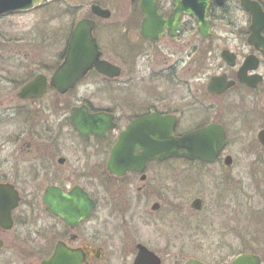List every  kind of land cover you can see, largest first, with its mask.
<instances>
[{"label": "flooded vegetation", "instance_id": "1", "mask_svg": "<svg viewBox=\"0 0 264 264\" xmlns=\"http://www.w3.org/2000/svg\"><path fill=\"white\" fill-rule=\"evenodd\" d=\"M154 2L163 33L159 23L143 34L140 0H92L84 16L50 41L58 46L50 54L0 53V210H9L12 219L11 228L0 221V255L9 245L6 237L19 230L10 247L22 250L16 252L23 257L19 264H44L55 256L75 264H208L187 259L183 251L186 233L194 230L188 219L206 208L203 196L188 204L187 196H166L167 186L174 166L228 168L236 147L244 145L247 156L264 151V0ZM93 7L110 16L97 15ZM113 8L119 16L107 26ZM255 19L262 30L253 42ZM81 21L91 23L96 61L113 65L119 75L109 78L92 68L62 93L52 80L77 54L71 48ZM83 42L76 46L84 56ZM37 77L43 94L20 97ZM106 94L110 106H102ZM74 110L106 114L114 127L84 138L71 123ZM153 116L174 120L178 138L220 128L225 146L211 164L173 157L149 160L140 170L133 168L138 160H112L121 134L139 120L148 128ZM127 162L136 166L122 170ZM196 200L199 209L193 208ZM64 211L68 219L58 214ZM141 248L154 256L141 258Z\"/></svg>", "mask_w": 264, "mask_h": 264}, {"label": "rangeland", "instance_id": "2", "mask_svg": "<svg viewBox=\"0 0 264 264\" xmlns=\"http://www.w3.org/2000/svg\"><path fill=\"white\" fill-rule=\"evenodd\" d=\"M91 1L50 0L32 11L1 17L0 53L12 49H26L27 53L45 49L50 54V50L58 48L57 44H50L56 41L57 33L63 27H67V32L74 20L85 15ZM113 11V18L103 24L110 26L116 22L118 9ZM111 34L108 32L105 37L108 41ZM32 66L29 63L28 69ZM85 88L80 89L81 93ZM101 97L102 106H110L109 101L105 103L109 94ZM244 149V145L232 149L234 162L228 168L223 165L171 168L175 172L166 196H187L188 204L195 196H203L206 206L202 214L188 219L194 230L186 233L183 251L187 259L196 258L208 264H228L239 255L249 254L264 259V151L247 156ZM184 180L183 186L180 182ZM19 232L16 230L6 237L9 245L0 255V263L23 261L16 253L22 250L10 248L14 240H19Z\"/></svg>", "mask_w": 264, "mask_h": 264}, {"label": "water", "instance_id": "3", "mask_svg": "<svg viewBox=\"0 0 264 264\" xmlns=\"http://www.w3.org/2000/svg\"><path fill=\"white\" fill-rule=\"evenodd\" d=\"M141 8L145 15V22L143 25V34L147 35L152 32V28L160 23V33L162 31L163 19L159 17L154 0H140ZM47 2V0H0V17L13 13L27 12L35 9L36 7ZM246 7L250 10L254 9V3H245ZM93 12L97 15L108 18L110 12L98 7H93ZM258 17V16H255ZM263 17V16H262ZM162 19V20H161ZM253 25V42L257 37L256 32L262 30L259 28L258 20L255 19ZM264 21V17L262 19ZM91 23L88 21H81L73 36L72 51L77 54L69 56L66 63L59 69L54 75L52 83L57 86L58 90L65 93L74 84L82 78L89 69L96 68L101 74L114 78L119 75V70L113 65L105 62H97L96 54L97 49L91 36V30L89 26ZM157 31V34L158 32ZM79 41H84L81 46L85 50V54H79L81 48L77 49ZM90 42V43H89ZM88 53V54H87ZM40 77H37L34 81L26 85L21 93L20 97L28 98L39 96L43 94L45 85L41 82ZM87 111L74 110L71 118V123L75 129L84 138L90 134L96 136H104L109 130L113 129V119L106 114L88 115ZM146 120H139L131 124L120 136V140L115 146L112 154V160L119 159L120 157L127 161L138 160L140 162L139 167H133V165L127 162V166H124L122 170L127 169H142L149 160L159 159L166 160L173 157H182L189 160H200L203 162L213 163L220 154V151L225 146V136L223 131L218 128L209 127L204 130L195 132L182 138H178L173 132L174 120L168 118H158L153 116L149 118V127L144 129ZM168 125V126H167ZM152 126V127H151ZM151 127V128H150ZM259 140L264 146V132L259 135ZM142 150V153H138ZM226 164L231 165V158H227ZM113 166V165H112ZM133 167V168H132ZM111 170L114 167H109ZM2 187H0V192ZM68 197H63V201L66 202ZM201 201L196 200L193 204L194 209H199ZM65 212V211H64ZM63 218L68 219V213L59 212ZM0 221H4L8 224V227H12L11 212L6 208L0 210ZM3 244L0 241V250ZM154 256L145 248H141L140 257L145 259ZM143 262V261H141ZM145 262V261H144ZM44 264H75L73 259L68 260L58 259L56 256L46 261ZM186 264H204L197 260L188 261ZM232 264H261L260 259L255 255H239Z\"/></svg>", "mask_w": 264, "mask_h": 264}]
</instances>
